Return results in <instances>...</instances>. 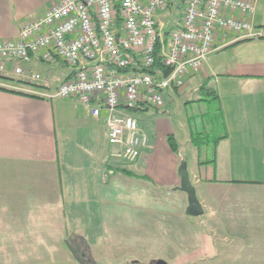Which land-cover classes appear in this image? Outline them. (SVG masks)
I'll return each mask as SVG.
<instances>
[{"label":"crops","instance_id":"obj_1","mask_svg":"<svg viewBox=\"0 0 264 264\" xmlns=\"http://www.w3.org/2000/svg\"><path fill=\"white\" fill-rule=\"evenodd\" d=\"M56 1L0 0V40L16 38L27 21L37 20ZM182 10L174 4L160 11L158 30L167 36L181 20ZM255 11L252 22L258 32L264 33V0H257ZM14 65L6 63L10 77ZM35 69L48 77L45 88L59 86L71 73L63 62L36 63ZM185 82L184 87L167 94L166 104L169 100L173 104L176 96L182 99L199 92L200 97L208 94L219 105L216 126L222 129L221 139H214L218 143L205 160H201L202 151L194 145L197 140L188 138L196 152L187 158L173 132H160L156 123V129H150V120L143 118L139 120L140 128L147 133L149 146L135 162L115 160L109 155L104 116L93 117L91 107L75 99L34 98L0 90V225H15L14 210L29 207L25 199L29 200L32 190L38 193L40 216L48 214L44 176L51 169L60 180L54 187L60 188L61 196L66 195L73 206L77 203L82 208L91 198L102 202L110 198L135 199L145 181L154 191L173 189L184 201L186 214L188 198L178 189V172L184 164L204 212L194 217L197 220L188 221L197 233L196 238L188 240L195 241L193 248L181 255L174 247L170 249V256L179 260L175 264H264V36L218 32L214 51L200 71L189 75ZM148 114L144 118L152 115ZM88 187L93 192L89 198ZM170 228L175 234V226ZM42 238H50L49 233H42ZM175 241L179 239L170 240ZM146 245V239L138 238L124 244L129 248L124 259L103 255L92 260L142 264L146 258L141 252L146 253ZM131 246L140 247L139 251L131 250ZM17 247V236L0 237V252L7 258L0 259V264H12L10 258L19 253ZM62 250L63 257L51 264L81 263L76 254ZM126 256L136 258L128 261ZM157 256L153 260L162 259L160 254ZM39 263L41 260L33 257L32 264Z\"/></svg>","mask_w":264,"mask_h":264},{"label":"built area","instance_id":"obj_2","mask_svg":"<svg viewBox=\"0 0 264 264\" xmlns=\"http://www.w3.org/2000/svg\"><path fill=\"white\" fill-rule=\"evenodd\" d=\"M174 4L183 15L165 36L158 13ZM255 10V0H59L16 38L0 40V77L21 81L0 87L91 107L93 117L104 116L109 155L132 163L150 144L133 113L164 110L167 94L214 51L218 32L264 36L252 22ZM157 58L168 75L152 72ZM7 62H15L12 77ZM58 62L70 77L45 88L48 77L35 64Z\"/></svg>","mask_w":264,"mask_h":264},{"label":"rangeland","instance_id":"obj_3","mask_svg":"<svg viewBox=\"0 0 264 264\" xmlns=\"http://www.w3.org/2000/svg\"><path fill=\"white\" fill-rule=\"evenodd\" d=\"M255 3L257 6V0ZM172 11L174 12V9ZM202 94L203 96L200 97V93L197 92L193 97L187 95L182 99L176 96L175 102L171 104L169 100L164 110L159 113L154 110L149 111L152 115L147 116L148 119L144 118L147 112L133 114L140 121L150 120L148 122L150 129H153L156 123L160 132H173L178 148L187 158L196 152L188 140L189 137L194 138L198 143L204 142L207 146L201 149V160H205L211 153L213 140L221 136L222 129L219 125L216 126L219 124L217 122L219 105L213 97ZM198 98L207 101L197 102ZM186 140L189 141L188 144ZM55 173L51 169L44 176L47 181V189H45L48 197L47 215L40 216L38 193L37 190H32L29 191V200L25 199L29 207L14 210L15 225H0L2 239L7 236H17L16 249L19 253L15 252V256L10 258L12 264H32L33 257L41 260L39 264L55 263L64 255L62 248L68 249L73 255L76 254L81 259L80 264H111L109 259H101L93 263L92 258L113 255L117 259H124V252L129 251L124 244L133 243L138 238L146 239L147 243V249L141 247L142 250H146V253L141 252L143 258H146L142 264H155L156 260L153 259L160 257L157 254H160L168 264H175L179 260L170 256L172 255L171 252L169 253L170 249L174 247L181 255L182 251L193 248L195 241L191 243L188 240L196 238L197 233H193L188 221L197 219L185 214L184 201L173 189L154 191L144 181L141 185L142 190L137 191L135 199L110 198L102 202L91 198L81 208L77 203L73 206L66 195L61 196L60 188L54 187L60 184ZM141 177L144 179L143 176ZM87 192L90 193L87 197L89 198L93 192L89 187ZM30 203L35 206H31ZM126 203L129 205L127 206ZM171 225L175 226V234L170 232ZM42 233H49L50 238L41 239ZM171 238L179 241L170 242ZM47 240L51 243L48 242L43 246L39 244ZM33 242L37 243L35 248L31 245ZM139 248L130 247L131 250L137 251ZM67 254L70 258V253ZM126 258L130 261L131 258L133 260L136 257L126 256ZM0 259L7 258L0 252Z\"/></svg>","mask_w":264,"mask_h":264},{"label":"water","instance_id":"obj_4","mask_svg":"<svg viewBox=\"0 0 264 264\" xmlns=\"http://www.w3.org/2000/svg\"><path fill=\"white\" fill-rule=\"evenodd\" d=\"M178 174L181 177L179 188L181 191L185 192L188 198V206L186 214L188 216L199 217L203 215L204 209H202L199 198L196 194V187L193 186L191 177L188 173L186 165H182L179 169ZM155 264H168L165 260L159 259Z\"/></svg>","mask_w":264,"mask_h":264},{"label":"trees","instance_id":"obj_5","mask_svg":"<svg viewBox=\"0 0 264 264\" xmlns=\"http://www.w3.org/2000/svg\"><path fill=\"white\" fill-rule=\"evenodd\" d=\"M157 60H158L157 63L153 66L152 72L158 73L160 76L168 75L171 72L170 71V68H165L161 64V62H160V60L158 58H157ZM0 81L9 82V83H15V84H20L21 83V81L18 80V79H16V78H6V77H2V76L0 77ZM203 89H206L207 90L208 88L203 87ZM0 90H6V91H9V92H12V93L15 92V93H18V94H21V95H24V96L25 95H28V96H31V97H34V98H36V97L40 98L37 95L34 96V95H30V94H25V93L17 92V91H14V90L12 91L10 89L4 88L3 86L0 87ZM168 139L170 140V138H168ZM216 139H217V141H220L221 138L218 137ZM215 141L213 140L212 146H215L216 143H218L217 141L216 142ZM194 145L199 147V150L198 151H201L202 147H204L205 145L207 146V144H204V142H202V141L200 143L197 142ZM209 146H210V144H209Z\"/></svg>","mask_w":264,"mask_h":264}]
</instances>
